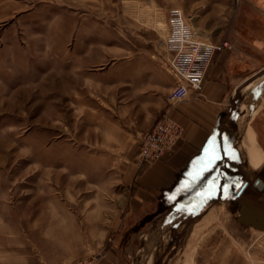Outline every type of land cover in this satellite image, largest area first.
I'll return each instance as SVG.
<instances>
[{"label": "rangeland", "instance_id": "rangeland-1", "mask_svg": "<svg viewBox=\"0 0 264 264\" xmlns=\"http://www.w3.org/2000/svg\"><path fill=\"white\" fill-rule=\"evenodd\" d=\"M150 1L160 0H0V239L25 240L74 262L98 258L109 206L121 190L117 138L106 128L103 98L86 95L83 87L69 90V53L76 43L80 53L96 54L97 42H114L117 30L138 19V10L150 11ZM168 1L198 7L194 13L216 30L229 25L227 14L235 7L232 0ZM243 51L252 63L243 66L229 105L231 127L236 120L240 127L243 117V141H225L222 176L207 179L210 187L195 209L178 214L172 225L158 218L150 233L124 239L123 264H188L192 243L214 225L228 243L219 264H264V190L253 187L257 179L264 184V53ZM255 136L259 144H248ZM252 151L259 158L251 160ZM245 182L262 206L261 222L253 226L241 223L233 207ZM188 233L193 238L182 254L178 248Z\"/></svg>", "mask_w": 264, "mask_h": 264}, {"label": "crops", "instance_id": "crops-1", "mask_svg": "<svg viewBox=\"0 0 264 264\" xmlns=\"http://www.w3.org/2000/svg\"><path fill=\"white\" fill-rule=\"evenodd\" d=\"M232 1L235 7L227 14L229 25L218 30L208 28L202 16L194 13L198 7L191 10L182 3L160 0L158 4L150 1L151 12L145 15L138 10V19L117 30L114 42H97L96 54H82L74 43L73 52L69 53L72 57L68 67L69 90L76 93L83 87L86 95L103 98L100 106L106 113V128L114 130L117 138L116 185L121 188L120 196L109 206L104 247L95 264H123L119 245L125 238L134 241L143 233H150L149 225H156L158 218L164 216L161 223L168 219L167 224L172 225L178 214L195 209L196 201L210 187L207 179L222 176L220 164L229 152L225 141H243L240 136L245 133L241 130L243 117L240 127L237 120V126L231 127L229 105L242 81L243 66L252 63L243 50L264 53V0ZM168 8L182 9L194 29L200 32V38L228 43L213 59L200 96L195 97L191 91L188 99L172 106L168 105L167 96L176 80L165 69L164 52L157 46L164 35ZM144 17L151 24L143 23ZM168 108L170 117L182 130L181 136L160 161L139 170L134 156L140 139ZM246 140L248 144H259L256 136L254 140L251 137ZM253 155L259 158L260 154L252 151L251 160ZM247 161L250 162L249 158ZM249 193L246 186L237 195L241 199L233 207L241 223L253 226L261 220L263 212L261 203L252 200ZM185 236V243L182 241L178 248L182 254L192 233ZM7 240L0 239V264H71L76 260L64 253L52 257L37 244L25 240L16 244ZM227 247L226 238L214 225L192 243L188 264H219Z\"/></svg>", "mask_w": 264, "mask_h": 264}, {"label": "built area", "instance_id": "built-area-1", "mask_svg": "<svg viewBox=\"0 0 264 264\" xmlns=\"http://www.w3.org/2000/svg\"><path fill=\"white\" fill-rule=\"evenodd\" d=\"M165 31L158 41L164 52L165 69L174 77L176 85L167 96L172 106L188 99L190 92L200 96L203 82L217 53L228 47L227 42L212 43L200 38L183 12L169 8L165 12ZM180 126L170 117L169 108L154 122L140 139L134 163L140 170L160 161L181 136ZM96 258L81 259L73 264H95Z\"/></svg>", "mask_w": 264, "mask_h": 264}, {"label": "water", "instance_id": "water-1", "mask_svg": "<svg viewBox=\"0 0 264 264\" xmlns=\"http://www.w3.org/2000/svg\"><path fill=\"white\" fill-rule=\"evenodd\" d=\"M259 183H260V180L257 179V180L254 182L253 187H254V188H255V187H258ZM246 186H247V183H246V182H245L244 184H242V186L240 187V189H239L237 195H240V193L244 190V188H245ZM263 187H264V184H261V185L258 187V190L261 191V190L263 189ZM263 194H264V191H263ZM262 217H263V216H262ZM260 222H261V220H260ZM254 225H255V224H254Z\"/></svg>", "mask_w": 264, "mask_h": 264}, {"label": "bare ground", "instance_id": "bare-ground-1", "mask_svg": "<svg viewBox=\"0 0 264 264\" xmlns=\"http://www.w3.org/2000/svg\"><path fill=\"white\" fill-rule=\"evenodd\" d=\"M253 94V93H252ZM251 94V95H252ZM250 98H252V97H250ZM246 102V101H245ZM247 102H250V101H247ZM244 121H243V123H242V126H241V130H242V132H243V130H244ZM248 129H249V127H248ZM206 206V205H205ZM210 206V205H209ZM215 206V205H214ZM208 209V208H207ZM206 210V209H205ZM202 212V211H201ZM203 214V213H202ZM196 219V218H195ZM199 220V219H198ZM202 225V224H201ZM198 227V226H197ZM209 228V227H208ZM188 237V236H187ZM193 238V237H192ZM191 238V239H192ZM199 238V237H198ZM191 239H189V241L191 240ZM192 243V242H191ZM187 249H188V245H187ZM194 250V249H193ZM187 251H189V249L187 250ZM192 251V250H191ZM185 252V251H184ZM193 253V252H192ZM180 259H182V258H180ZM176 260H178V259H176ZM148 262V261H147Z\"/></svg>", "mask_w": 264, "mask_h": 264}, {"label": "flooded vegetation", "instance_id": "flooded-vegetation-1", "mask_svg": "<svg viewBox=\"0 0 264 264\" xmlns=\"http://www.w3.org/2000/svg\"><path fill=\"white\" fill-rule=\"evenodd\" d=\"M261 184H262V183L260 182V183H259V185H258V187H259ZM256 188H257V187H256ZM262 190H264V187H263V189H262ZM262 190H261V191H262Z\"/></svg>", "mask_w": 264, "mask_h": 264}]
</instances>
